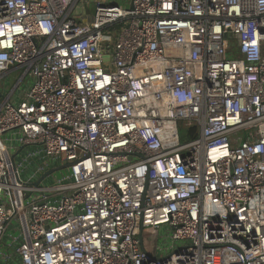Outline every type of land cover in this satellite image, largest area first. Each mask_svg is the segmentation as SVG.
I'll use <instances>...</instances> for the list:
<instances>
[{"label":"built area","instance_id":"obj_1","mask_svg":"<svg viewBox=\"0 0 264 264\" xmlns=\"http://www.w3.org/2000/svg\"><path fill=\"white\" fill-rule=\"evenodd\" d=\"M129 1L0 0V264H264V0Z\"/></svg>","mask_w":264,"mask_h":264},{"label":"rangeland","instance_id":"obj_2","mask_svg":"<svg viewBox=\"0 0 264 264\" xmlns=\"http://www.w3.org/2000/svg\"><path fill=\"white\" fill-rule=\"evenodd\" d=\"M115 1L120 6H122L124 8H129L130 7V1L129 0H115ZM94 10H95V5L93 3H91V4H89V6L86 7L85 12L88 11L90 13V15L92 16ZM118 27H120V25H117V27L110 29V31H113L114 29H116ZM14 76H15V74L7 77L6 86H11L14 83V81H15L14 79L16 78ZM31 83H32V79L29 78L28 81H27V83H25V85L17 91V94L16 95H18L21 92V90H23L24 88L27 89L28 86ZM13 138L14 139H17V136H15ZM181 139H182L183 142L189 140V136L186 135V127H183V126H181ZM9 144H11V142ZM17 144L18 143L15 142L14 143V146H17ZM27 149L28 148H26L25 150H27ZM25 150L19 154V156L17 157V159H20L21 158V155L24 154ZM60 164H61L60 161L51 162L50 165L48 166V169L49 168L51 169L53 167H57ZM34 168H35V166L32 165V166H30L29 171L27 170V171H24L22 173V177H23V179L25 181H28L29 180V177L34 172V170L36 171V168L35 169ZM64 172L65 171H63L61 173H53V174L49 175L48 177H46L44 179L43 184L50 185V184L55 183L56 182V179H57V176H62V174H64ZM37 177L34 179V181L37 179ZM169 233H170V230L169 229L168 230H160L158 232H156V231H150V229H145L144 230L143 237H144V242H145L146 248L149 251H153V247H155V246H159V247L165 248L167 246V236H169L168 235ZM150 238H151V241H150Z\"/></svg>","mask_w":264,"mask_h":264},{"label":"water","instance_id":"obj_3","mask_svg":"<svg viewBox=\"0 0 264 264\" xmlns=\"http://www.w3.org/2000/svg\"><path fill=\"white\" fill-rule=\"evenodd\" d=\"M108 59V58H107ZM16 155H13V158H15ZM68 165H64V166H61V167H58V168H53V169H50L48 170L42 177L41 179L37 182V184H39L43 179H45L47 176H49L50 174H52L53 172L59 170V169H64L66 168ZM140 241L142 243V246L143 248L145 249V246L143 244V229H141L140 231Z\"/></svg>","mask_w":264,"mask_h":264},{"label":"trees","instance_id":"obj_4","mask_svg":"<svg viewBox=\"0 0 264 264\" xmlns=\"http://www.w3.org/2000/svg\"><path fill=\"white\" fill-rule=\"evenodd\" d=\"M194 134H195V130L192 129V130L190 131V135H189V136H194Z\"/></svg>","mask_w":264,"mask_h":264}]
</instances>
